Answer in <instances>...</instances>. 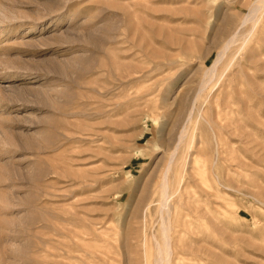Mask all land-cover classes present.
<instances>
[{
    "label": "rangeland",
    "instance_id": "rangeland-1",
    "mask_svg": "<svg viewBox=\"0 0 264 264\" xmlns=\"http://www.w3.org/2000/svg\"><path fill=\"white\" fill-rule=\"evenodd\" d=\"M0 264H264V0H0Z\"/></svg>",
    "mask_w": 264,
    "mask_h": 264
},
{
    "label": "bare ground",
    "instance_id": "bare-ground-1",
    "mask_svg": "<svg viewBox=\"0 0 264 264\" xmlns=\"http://www.w3.org/2000/svg\"><path fill=\"white\" fill-rule=\"evenodd\" d=\"M164 202V201H163Z\"/></svg>",
    "mask_w": 264,
    "mask_h": 264
}]
</instances>
